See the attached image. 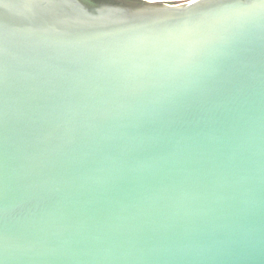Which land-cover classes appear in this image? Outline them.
I'll use <instances>...</instances> for the list:
<instances>
[{
	"label": "water",
	"instance_id": "obj_1",
	"mask_svg": "<svg viewBox=\"0 0 264 264\" xmlns=\"http://www.w3.org/2000/svg\"><path fill=\"white\" fill-rule=\"evenodd\" d=\"M0 264H264V0H0Z\"/></svg>",
	"mask_w": 264,
	"mask_h": 264
}]
</instances>
